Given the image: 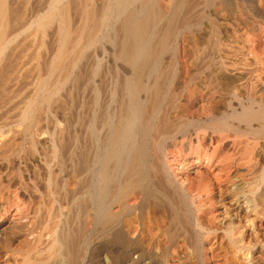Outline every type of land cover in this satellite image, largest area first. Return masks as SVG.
<instances>
[{
  "label": "bare ground",
  "instance_id": "6f19581e",
  "mask_svg": "<svg viewBox=\"0 0 264 264\" xmlns=\"http://www.w3.org/2000/svg\"><path fill=\"white\" fill-rule=\"evenodd\" d=\"M243 27L264 0H0V264H264L263 77L192 107Z\"/></svg>",
  "mask_w": 264,
  "mask_h": 264
},
{
  "label": "rangeland",
  "instance_id": "374dc122",
  "mask_svg": "<svg viewBox=\"0 0 264 264\" xmlns=\"http://www.w3.org/2000/svg\"><path fill=\"white\" fill-rule=\"evenodd\" d=\"M257 1V3L259 2V0H256ZM261 1V0H260ZM235 7V6H234ZM236 8V14H235V16H236V18L238 19V21H242L243 19H244V15H243V11L238 7H235ZM238 9V10H237ZM240 13H241V15H240ZM242 16V17H241ZM238 17H240V18H238ZM246 28V27H245ZM246 31V32H245ZM252 32L251 30H247V29H244V27H243V33H244V36H245V38H249L248 36H250V34H252V36L250 37V38H252V37H254V34L253 33H250V32ZM259 31H261L260 29H259ZM259 31L258 32H256V33H259ZM248 33V34H247ZM263 34V33H262ZM258 36V35H257ZM256 35H255V37H254V39H255V43L253 44V46L252 47H254V48H252V49H250L249 47H246L245 48V50H251V51H254V50H256L257 52H258V54L254 51V53L256 54V55H254L253 56V58L252 57H250V59L248 58V60L250 61H248V60H246L245 59V61H247V62H245L244 61V59H239V60H234V59H231V58H228L227 57V60H225L224 59V61L222 60L223 59V57H222V59L220 58H217L218 59V61H217V63H219V64H221V66L219 67V66H217L216 68H214L213 70H211V71H209L206 75H205V79H204V77H203V84H204V88H203V91L200 93V95H199V97L201 96L202 98H204V99H202L201 101H200V99L198 100V99H195L193 102L194 103H196V104H194V103H192V107H195V108H197V106L198 105H200V106H198L199 108H203L204 106H205V104H209L210 103V99L211 98H214L216 95H217V91L222 87V86H224V83L227 81V77H230V76H232V74L233 73H235V71L236 72H239L240 73V71H241V76L243 77V80H242V86H243V88H247V86H249V82H250V79L252 80V79H255V77H256V79H257V76L258 75H260V77H263L262 79H263V81H261V82H264V65H263V63H264V58H262L263 56H264V48H262V47H264V43L263 44H257L258 42H259V39L262 41V40H264L263 39V37H264V34L263 35H261L262 36V39L259 37H257ZM196 37V38H195ZM258 39H257V38ZM198 39V37H197V35L195 34L194 35V37H193V43L191 44V42L190 41H187V40H185V42H184V39L182 38V40H180V45H179V55L178 56H181V57H178V59L180 58L181 60H178V63L179 62H181V63H179V64H181V66H182V68L183 69H186V61L188 60V57H191V55H192V53H193V51L194 50H192V48L193 49H195L196 50V48H198V44L195 46L194 45V43H195V41ZM198 41V40H197ZM257 41V42H256ZM185 43V44H184ZM187 48H190L191 50H189L188 48L186 49L184 46ZM191 46H192V48H191ZM193 46H195V48L193 47ZM224 46V45H223ZM256 46H258V47H256ZM225 47V46H224ZM182 48H183V51H182ZM221 49L223 48L222 46L220 47ZM232 47H230V45H226V47L225 48H223L222 49V51L224 52V53H233V49H234V54H236V53H239L240 51H242L243 49H240V47H238V46H235V47H233L232 49H231ZM185 49V50H184ZM183 52V53H185L184 55H183V53L181 52V51ZM189 52H188V51ZM240 50V51H239ZM262 50V51H261ZM227 51V52H226ZM261 54H260V53ZM187 54V55H186ZM256 56H259V60H260V58H261V60H260V62L257 60L258 59V57H256ZM260 56H262V57H260ZM256 57V58H255ZM255 58V59H254ZM187 59V60H186ZM230 59V60H229ZM254 59V60H253ZM234 61V62H232V61ZM257 60V64L255 63V61ZM222 61H223V63H222ZM229 61V62H228ZM244 61V62H243ZM185 62V64H183ZM232 62V63H231ZM253 62V64H250V63H252ZM259 62V63H258ZM234 63V64H233ZM245 63V64H244ZM260 63H262V64H260ZM218 64V65H219ZM229 64H230V66H229ZM235 64H237V66L235 67ZM248 64H250V65H248ZM259 64V65H258ZM224 65H226V66H224ZM238 65H239V67H238ZM245 65L247 66V67H245ZM229 66V67H228ZM234 66V67H233ZM252 66V67H251ZM261 66V67H260ZM263 66V67H262ZM232 67H233V69H235V70H233L232 69ZM245 67V68H244ZM181 68V71H180V74H183L184 73V71H183V69ZM217 68L219 69V71L217 70ZM223 68L225 69V70H223ZM230 68V69H229ZM259 68H261V69H259ZM220 69H222V71L220 70ZM232 69V70H231ZM240 69H242V70H240ZM245 69V70H244ZM248 69V70H247ZM252 69V70H251ZM238 70H240V71H238ZM255 70V71H254ZM215 71V72H214ZM218 71V72H217ZM234 71V72H233ZM251 71V72H250ZM262 72V73H261ZM257 73V75H255ZM211 74V75H210ZM221 74H222V77H221ZM230 74V75H229ZM217 75V76H216ZM255 76V77H254ZM213 78V80H212V78ZM247 77V78H246ZM253 77V78H252ZM245 78V79H244ZM249 78V79H248ZM247 79V80H246ZM207 81V82H206ZM215 81H217V82H215ZM222 81V82H221ZM246 81H248V83L246 82ZM246 83V84H245ZM208 84V85H207ZM211 84V85H210ZM220 84V85H219ZM263 84V89H264V83H262ZM207 85V86H206ZM222 85V86H221ZM246 85V86H245ZM208 86L210 87L211 86V88H208ZM214 86V87H213ZM218 86V87H217ZM213 88V89H212ZM218 88V89H217ZM205 91H207L206 93H205ZM216 91V92H215ZM211 92V93H210ZM210 93V94H209ZM205 95V96H204ZM215 95V96H214ZM207 96H209V97H211V98H209V97H207ZM212 96H214V97H212ZM198 97V98H199ZM206 99V100H205ZM198 100V101H197ZM203 101H205V102H203ZM209 101V102H208ZM204 106H203V105ZM195 175L196 174H193V176L195 177ZM28 204V203H27ZM27 204H25V203H20V207L19 208H21V206H22V208L21 209H23L22 210V214H20L21 213V209L19 210V208H18V210H17V208H15L16 206H13L14 208H11V210H10V213L9 214H11L10 216L11 217H9V218H7V219H4V222H7L8 221V223H12V225H20V224H26L27 222V224L26 225H28V226H26V228H28V227H30V224L32 225V223L30 222V217H25V211L27 210L26 209V206H27ZM6 205V204H5ZM26 205V206H25ZM24 207V208H23ZM17 210V211H16ZM17 213H16V212ZM20 212V213H19ZM14 214H16L15 216H14ZM18 215H20L19 217H18ZM16 217V218H15ZM18 218V219H17ZM21 219V220H20ZM27 219H29V220H27ZM19 220H20V223H19ZM10 221V222H9ZM13 221V222H12ZM18 222V224H16ZM5 236V235H4ZM7 236L8 237H11L12 236V234L11 233H8L7 234ZM7 236H5V237H7Z\"/></svg>",
  "mask_w": 264,
  "mask_h": 264
}]
</instances>
